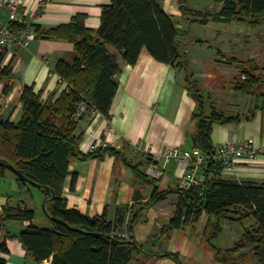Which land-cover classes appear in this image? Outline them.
Wrapping results in <instances>:
<instances>
[{"label":"trees","instance_id":"obj_1","mask_svg":"<svg viewBox=\"0 0 264 264\" xmlns=\"http://www.w3.org/2000/svg\"><path fill=\"white\" fill-rule=\"evenodd\" d=\"M188 1L177 0L180 15L188 25L234 19L246 21L252 28L264 24V0H213L222 3L221 9L213 14L189 8ZM161 3L162 0H110L101 9L99 26L95 31L84 26L83 15H76L69 23L47 31L30 25L34 39L69 42L73 44L75 53L71 64L59 60L52 69L59 81L65 84L57 98L52 100L50 97L42 102L39 93L24 86L19 96L20 120L12 123L0 118V177L9 172L5 165H10L36 184L37 187L31 186L14 175L19 188L18 199L30 187L40 191L42 212L49 220L48 227L37 228L32 225L33 210L20 205L11 207L6 203L0 216V233L7 222H29V226L16 238L26 257L38 264L44 261L48 264H138L134 254L143 253V249L133 239V226L140 221L139 214L144 208L163 200L170 193L177 197L170 220L172 229L194 227L205 215L213 219V222L206 223L203 232L208 243L220 234L221 219L232 223L250 222L232 247L226 250L212 248L217 264H264V184H238L223 179L224 166L217 160L210 140L212 125L237 124L239 117L219 113L213 107L204 117L202 90L187 72L186 54L181 49L183 44ZM41 10L39 8L38 11ZM8 28L16 36L26 26L14 21ZM143 49L158 63L185 74L187 90L198 105L199 113L193 118L194 148L202 157L198 171L200 185L187 192L175 189L154 193L141 207L118 209L112 222H108L105 215L87 217L76 210H68L63 186L69 175L70 161L78 157H119L117 151L108 147L80 153L78 145L82 134L77 131V120L82 113L90 114L91 111L110 119V106L117 89L115 76L121 71L118 59L124 65L132 66ZM217 55L225 65L235 62L244 65L236 77H243V80L234 90L255 94L253 90L263 80L259 75L262 69L254 60L243 63L234 58H224L220 53ZM4 56L5 51L1 50L0 82L2 78L9 79L11 74L12 62L1 68ZM10 89L11 86L4 85L3 94ZM257 97L264 101V93L257 94ZM146 164L151 163L146 160ZM133 170L137 177L148 178L137 167ZM73 180L74 177L72 183ZM123 226L124 233L121 231ZM6 252L5 243L0 244V253ZM153 256L178 260L170 253ZM0 264H4L1 258Z\"/></svg>","mask_w":264,"mask_h":264},{"label":"crops","instance_id":"obj_2","mask_svg":"<svg viewBox=\"0 0 264 264\" xmlns=\"http://www.w3.org/2000/svg\"><path fill=\"white\" fill-rule=\"evenodd\" d=\"M17 1L20 3L22 13L15 22H29L32 26H38L41 31L67 24L76 15H83L84 26L95 31L99 26L102 7L110 3V0H50L39 12L42 0ZM203 1L209 4L206 9L202 8ZM161 5L164 12L171 17L175 29L178 31V28L183 27L181 34L178 31V39L182 42L181 49L186 54L187 72L198 86H202V77L206 78L209 75L211 66L214 72L216 68L220 69V66L225 65L218 60L217 53L224 58H234L236 61H240V58L254 59L250 49H246L247 45L242 48L244 43L240 28L246 25L251 29L254 44L251 49L255 53L257 29L260 26L252 28L246 21L241 22L237 19L228 22L207 21L206 25L198 23L188 25L180 15L177 0H162ZM197 5L200 7L198 8ZM188 6L201 13L213 14L221 9L222 3L213 0H189ZM8 23L5 9H0V24L8 25ZM194 27H201L204 35L190 36ZM193 45L199 47L197 53L201 52L200 54L190 53V47ZM262 49L264 52V47L260 48L261 52ZM1 50L5 51L1 68L12 62L10 78H2L0 82L1 119L12 123L20 120L22 109L19 96L24 86L31 87L35 93H39L42 102L50 97L54 100L65 89V84L59 81L52 69L59 60L67 64L72 63L75 57L73 44L60 40L46 41L33 38L26 45L6 44L0 47ZM245 50L248 55L242 57V52ZM118 63L121 71L115 76L117 89L110 106V119L106 120L98 113L93 116L82 113L77 120V131L82 134L78 145L80 153L87 154L91 145L104 143L106 147L117 151L119 157L116 159L114 156L104 155L101 159L73 158L68 167L69 175L63 186L66 209L76 210L87 217L105 215L108 222L114 221L118 209L141 207L154 193L175 191L187 164L180 161L165 164L162 154L164 150L171 148H179L183 151H191L194 148L193 117L199 113L197 103L187 90L183 72H177L168 65L158 63L144 49L140 51L134 65H124L120 58ZM234 64L236 67L240 66L237 62ZM221 76L222 74L218 73L216 78ZM220 81L225 82L222 79ZM4 85L11 86L7 94H3ZM202 93L204 94V89ZM247 97L248 101L245 105L239 104L242 99L240 96L238 105L232 107L235 111L247 109V116L231 110H215L226 115L238 116L239 122L212 125L210 140L212 145L217 147L228 142L237 144L251 139L254 147L260 150L256 160L237 161L230 169H224L221 177L238 184L245 182L264 184L262 153L264 101L258 98L257 94H247ZM206 98L202 99L204 117L209 115L210 108L214 109L211 101ZM251 99L254 101L249 102ZM146 148L148 152L144 151ZM146 160L151 163L148 164L149 166L152 165L162 172L153 182H150L149 177L147 179L137 177L133 170V167H137L143 174L148 166ZM18 192L19 188L12 173L7 172L0 177V216L2 207L6 203L11 207L20 205L34 211L33 226L48 227L49 220L42 212V194L34 193L30 187L18 199ZM176 202V194L170 193L163 200L151 204L140 212L141 219L133 226V239L143 249V253L134 254L138 264H217L212 248L226 250L232 247L235 243L233 241L237 237L240 238L243 229L247 227L244 224L246 222L250 224L249 221L232 223L221 219L220 234L208 243L202 239L201 233L203 234L206 223L213 222V219L205 215H202L194 227L172 229L170 220ZM224 220L229 228L227 234L223 233L221 226ZM29 224L27 221H11L4 224L0 233V244L5 243L7 249L6 253H0L4 264H38L26 257L24 249L16 238ZM236 224L243 226V229L239 227L232 230ZM124 229L125 226L121 229L122 233ZM121 235L126 238L124 234ZM223 238L227 239L226 243H223ZM166 253L176 255L178 260L153 256ZM40 264H48V262L44 261Z\"/></svg>","mask_w":264,"mask_h":264},{"label":"built area","instance_id":"obj_3","mask_svg":"<svg viewBox=\"0 0 264 264\" xmlns=\"http://www.w3.org/2000/svg\"><path fill=\"white\" fill-rule=\"evenodd\" d=\"M50 0H42L40 8L49 2ZM0 9H5L8 22L16 21L17 17L22 13L20 3L17 0H0ZM8 25L0 24V47H4L6 44L18 43L19 45H26L27 42L34 38L30 23L23 21L22 23L26 26V29L14 36L9 30ZM243 78V77H242ZM91 116L95 115L96 112L91 111ZM104 143L93 144L89 147L88 152H93L98 148H105ZM148 152V149H144ZM260 153L259 149H256L251 139L245 140L242 143H231L228 142L224 145L215 147V155L219 160L224 169H230L231 166L237 161L243 160L247 162H254L257 155ZM264 154V148L262 149ZM163 162L165 164L172 161L185 162L187 168L183 176L179 179L175 189L187 192L191 189H195L200 185L199 167L202 163V157L198 149L193 148L191 151H183L179 148H171L164 150L162 154ZM145 175L151 179H158L162 172L152 165H148L144 171ZM201 195V194H200Z\"/></svg>","mask_w":264,"mask_h":264},{"label":"rangeland","instance_id":"obj_4","mask_svg":"<svg viewBox=\"0 0 264 264\" xmlns=\"http://www.w3.org/2000/svg\"><path fill=\"white\" fill-rule=\"evenodd\" d=\"M203 2H204V4H202L203 5L202 8L206 9L207 7H209L208 2H206V1H203ZM204 5H206V7ZM197 7L199 8L200 6L197 5ZM181 26H183V24H181ZM178 29H179L178 31L181 34L183 32V27L178 28ZM257 33H258V39L256 42L257 50L255 51V53H253L251 47L254 44H253V40H252L253 35H252L251 29H249L246 25H243L240 28V34L242 35V41L244 43L242 48H244V46L247 45L246 49H250L251 53L254 55V59H253L254 62L258 65L259 69L261 68L262 70H264V52H263V49H262V52L260 51V48L264 47V24L261 25L259 27V29H257ZM202 34L204 35V32H203V29L201 27L200 28L194 27L190 36L198 37V36H201ZM249 37H250V39H249ZM246 39H249V40H246ZM244 40L246 42H244ZM191 47H190V53L191 54L197 55V54L201 53V52L197 53L199 51V47L197 45H193ZM245 55H248L246 50H245V52H242V57H245ZM242 59H244V61H242L244 63L246 58H240V61ZM239 65L240 66H238V67H236L235 64L234 65H223V66L219 67L220 69L216 68L215 69L216 71H214V72L212 71L213 66H211L209 68V70H211L209 72V75H208V73H206L208 76L206 78L202 77L203 78V80H201L202 86L201 87L199 86L202 91L204 89V94L201 92L202 99L204 97L205 98L208 97L209 101H211L215 110L218 111V109H224L225 111H228V110H231L232 112L235 111V110H232V107H236V105H238V100L240 99L239 98L240 96L242 99L239 101V104L241 103L242 105L243 104L245 105L246 102L248 101V97H247L246 93L234 90L236 85H239V82L243 80L242 77L240 79L236 78L237 75L240 74V71H241L242 67L244 66L241 63H239ZM262 70H261V72L259 71V75L263 81L256 89L253 90L255 94H259L260 92L264 91V71H262ZM218 73L222 74V76H221L222 78L221 77L218 79L216 78V75H218ZM221 79L224 80L225 82L224 83L221 82L220 81ZM242 96H244V97H242ZM251 101H254V99L249 100V102H251ZM246 111H247V109L245 111H243V109H242V110H237L235 112H239V114H245V116H247ZM32 191L34 193H40L35 188H32ZM245 225L248 226V223L246 222L244 224V226ZM221 226L223 228L224 234L229 233L228 232L229 228H228L227 222L225 220L223 222H221ZM239 227H241L243 229V226H239L236 224V227L233 228L232 230H236ZM201 235H202V239L204 240L205 239L203 236L204 234L201 233ZM238 239H239V237H237V239L233 242H236ZM226 241H227V239L223 238V243H226Z\"/></svg>","mask_w":264,"mask_h":264},{"label":"water","instance_id":"obj_5","mask_svg":"<svg viewBox=\"0 0 264 264\" xmlns=\"http://www.w3.org/2000/svg\"><path fill=\"white\" fill-rule=\"evenodd\" d=\"M192 143L193 145H195V138L192 137ZM5 168L12 173L13 175H15L18 179H20L21 181L28 183L31 186L37 187L36 184L32 183L31 181H29L28 179H26L22 174H20L19 172H17L12 166L10 165H5Z\"/></svg>","mask_w":264,"mask_h":264}]
</instances>
